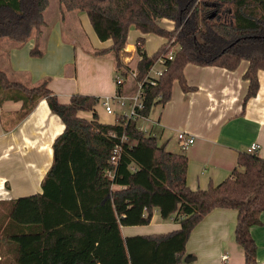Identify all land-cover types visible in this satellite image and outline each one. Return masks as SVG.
Segmentation results:
<instances>
[{
  "label": "trees",
  "instance_id": "obj_1",
  "mask_svg": "<svg viewBox=\"0 0 264 264\" xmlns=\"http://www.w3.org/2000/svg\"><path fill=\"white\" fill-rule=\"evenodd\" d=\"M58 3L67 11L85 13L98 40H111L93 54H110L123 78L131 69L121 57L130 28L165 39L147 54L144 36L136 37L133 86L145 79L161 53L176 48L154 84L143 81L138 116L116 113L113 123L98 120V96L74 93L63 103L48 88L49 77L32 83L28 75L0 68V99L20 100V118L45 99L64 124L53 142V160L41 179V191L0 200V264H180L192 229L214 208L236 210L234 240L243 250L244 264H255L250 227L260 223L264 211V158L239 152L229 176L193 190L186 183L184 148L166 150L155 135L144 133L137 119L170 99L174 81L183 90L190 88L183 73L188 63L233 70L247 60L243 103L254 96L257 72L264 70V0ZM48 4L49 0H0V38L17 46L34 38L29 54L42 56L40 36ZM164 18L173 21L171 29L160 24ZM122 90L116 85L115 92ZM79 111H89L91 117ZM116 145L120 150L111 163ZM155 211L161 219L173 217L179 228L122 235L121 226L149 224Z\"/></svg>",
  "mask_w": 264,
  "mask_h": 264
},
{
  "label": "crops",
  "instance_id": "obj_2",
  "mask_svg": "<svg viewBox=\"0 0 264 264\" xmlns=\"http://www.w3.org/2000/svg\"><path fill=\"white\" fill-rule=\"evenodd\" d=\"M47 8L49 4L44 12ZM54 13L56 19L51 26L42 27L40 40L43 55L34 57L29 54L34 38L22 46L8 39L2 41L6 54L1 59L3 66L0 68L28 75L32 83L49 77L48 88L63 103L68 102L74 93L100 98L113 94L116 84L111 80V68H114L112 57L110 54H93L96 49L108 47L111 40L94 39L86 27L83 35L79 34L82 43L77 49V40H66L62 36V24L67 21L74 27H83L86 14L67 11L59 3ZM130 30L125 48L121 51L122 58L136 55L134 42L137 36L143 35L145 41L150 35L136 29L137 33L133 34ZM164 40L162 37L161 44ZM145 51L147 54L154 52ZM77 59L78 63L82 59L87 60L90 69L76 66ZM247 66V60H241L233 70L188 63L183 73L190 88L183 90L174 81L170 99L158 109L154 105L145 117L160 146L172 152L184 148L187 157L186 183L193 190L205 189L209 184H217L229 176L236 165L238 153L247 151L252 143L258 144L255 153L264 158V70L257 72L256 94L243 103L248 87V80L243 78ZM126 84L122 87L123 91L127 88L129 92L132 88V92L134 87H126ZM20 107V100L0 99V200L41 191V179L53 160V142L64 129V124L50 110L45 99L39 100L21 118ZM95 111L100 122L109 123L101 121L96 106ZM78 115L90 118L91 112L79 111ZM180 131L192 135L194 141L183 147L177 137ZM174 133L177 139L173 138ZM236 215V210L232 208L212 209L192 229L180 264H244L243 250L233 237ZM259 218L260 223L250 227V234L256 244L255 264H264V211ZM168 219L171 221L161 219L155 211L149 224L121 226V232L123 236H131L166 233L179 228L173 217ZM154 227L161 232L149 230ZM224 254L227 257L223 260L221 257ZM185 257L193 258L187 262Z\"/></svg>",
  "mask_w": 264,
  "mask_h": 264
},
{
  "label": "rangeland",
  "instance_id": "obj_3",
  "mask_svg": "<svg viewBox=\"0 0 264 264\" xmlns=\"http://www.w3.org/2000/svg\"><path fill=\"white\" fill-rule=\"evenodd\" d=\"M58 5V0H49V8H47V10L44 12V20L46 22V24H44L45 26L43 28H48L51 26V23L56 19L54 16V9L57 7ZM82 13V12H81ZM85 16V15H84ZM84 24H83V27L79 25V27H74L72 26L71 23L69 22H63L62 24V30H61V34L62 36L64 37V39H74V40H77L76 41V48L78 49L79 48V45H81L80 43H82V39L79 37V34L82 36L83 33H84V28L86 29V27H88L89 31L91 32V34L93 35L94 39H97L96 36H95V33L92 31V28H91V25L89 24L88 22V18L85 16V18H83V21H82ZM160 24L167 28V29H171L174 25L173 21L171 20H161L160 21ZM130 33L133 32L134 33H137V31H135L134 28H130ZM79 31V32H77ZM132 34V35H133ZM5 40H8L7 38H0V66L2 65V57L5 56L6 54V49H5V45H3V42L2 41H5ZM11 41V40H10ZM162 42V37L160 36H157L155 34H150L147 39L144 41V44L142 45V48H145L147 51L151 52V51H155L159 45L161 44ZM87 44L88 46H90L89 44V40L87 39ZM168 46H169V43H168ZM176 48V46H174L172 49ZM144 49V50H145ZM89 55V53H87ZM131 65L134 64V58H131ZM109 61V60H108ZM77 63V64H76ZM75 65H80L83 69L85 70H89L90 69V64L87 60H83L80 61L78 63V59H77V62H75ZM3 66V65H2ZM80 67L81 70H83L82 68ZM160 67V64L159 63H156L154 65V69L156 68H159ZM119 73L115 70V68H111V80L112 82L115 83V77L118 75ZM127 83L126 87H129L130 85L132 87H134L133 89H135V86L134 85V82L132 81V77L131 76H128L126 78V82ZM129 85V86H128ZM132 89V88H131ZM131 89H129V92H128V89L126 88L124 91H126V93H130L131 92ZM123 91V90H122ZM123 91V93H124ZM113 107H114V112L113 113H107L105 112L104 110V107L102 105V103L99 101L97 104H96V109L99 113V116H100V119L101 121H106V122H113L114 119H115V115L116 113H119L120 111H123V110H127V107L126 106H123V107H120L114 100V103H113ZM160 106L157 105V109L159 108ZM137 124L138 126L144 131L145 134H150L152 135V131L150 129V125H149V122L148 120H146L144 117H139L137 119ZM173 138L174 139H177L176 138V133H174L173 135ZM159 219V218H158ZM167 221H171L170 219H167ZM150 231H154V232H161V231H158V229H155L152 228V229H149Z\"/></svg>",
  "mask_w": 264,
  "mask_h": 264
},
{
  "label": "built area",
  "instance_id": "obj_4",
  "mask_svg": "<svg viewBox=\"0 0 264 264\" xmlns=\"http://www.w3.org/2000/svg\"><path fill=\"white\" fill-rule=\"evenodd\" d=\"M174 53V49L170 48L168 49L166 52L161 53L157 60L154 62V64L150 67V69L147 71V75L145 77V79H143V81H149L151 84H154V80H156L164 71L165 69V65L164 62L166 61V59H171ZM131 58H134V64L131 65ZM138 59V55L136 53L135 56H125L124 58H122L123 63L129 65L131 67L130 72H129V76L134 77L135 75V69H134V65L135 62ZM156 63L160 64L159 68L154 69V65ZM126 81V78H123L120 74H118L115 77V84L119 85L121 87L124 86V83ZM143 81H140L136 84L135 89L129 93H117L114 92L111 95H106L103 96L99 99V101L102 103L105 112L107 113H113L114 112V107H113V103L114 100L115 102L120 106H126L127 110H123L120 111L119 113L124 115L126 118H135L136 116H138L139 110L142 108V101H141V92H142V84ZM177 137L179 139V141L181 142L183 147H186L188 144L192 143L194 141V137L192 135H187V133L180 131L177 134ZM122 140L126 139L124 136H122L121 138ZM258 149V144L256 143H252L247 147V152L249 153H254L256 152ZM120 147L118 145L115 146V148L113 149L112 152V156L110 158L111 163H115V160L117 159L118 153H119ZM111 172H109L110 174ZM226 255H222V259H226Z\"/></svg>",
  "mask_w": 264,
  "mask_h": 264
},
{
  "label": "water",
  "instance_id": "obj_5",
  "mask_svg": "<svg viewBox=\"0 0 264 264\" xmlns=\"http://www.w3.org/2000/svg\"><path fill=\"white\" fill-rule=\"evenodd\" d=\"M211 16H212V15H211ZM192 258H193V257H185V258H184V261H187V262H188V261L191 260Z\"/></svg>",
  "mask_w": 264,
  "mask_h": 264
}]
</instances>
